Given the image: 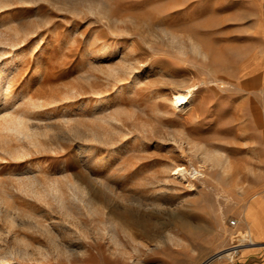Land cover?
<instances>
[{"label": "rangeland", "instance_id": "rangeland-1", "mask_svg": "<svg viewBox=\"0 0 264 264\" xmlns=\"http://www.w3.org/2000/svg\"><path fill=\"white\" fill-rule=\"evenodd\" d=\"M257 23L253 0H0V118L33 128L0 137V264H203L257 241Z\"/></svg>", "mask_w": 264, "mask_h": 264}, {"label": "bare ground", "instance_id": "bare-ground-1", "mask_svg": "<svg viewBox=\"0 0 264 264\" xmlns=\"http://www.w3.org/2000/svg\"><path fill=\"white\" fill-rule=\"evenodd\" d=\"M100 52H105V51H100ZM2 72H3V68H1L0 70V80L3 78ZM3 88H0V99L2 98L4 94ZM193 94H194V91L192 87L182 88V89L179 88V89L173 90L171 92L170 99H171V104L174 107V109L179 110V111H184V109L187 107V104L191 101ZM101 98H102L101 96L97 98V101L95 103L96 105L102 102L103 99ZM31 125L32 123L30 122V118L26 113L20 112V113L9 114V115L4 114L0 118V137H4L5 135H9V134H15L18 136L20 135L31 136L33 134L32 133L33 128ZM97 135L99 137V132ZM208 155L218 160L219 163H221V165L223 166L225 171H228L231 168V161L228 155L224 154L223 152H220V151L208 152ZM171 168L175 169V171L179 173H183L185 171V167H180L179 165H174ZM9 214L11 215V213ZM239 239H240V242L236 243V245L234 244L235 246L232 245V246L222 248L223 250L217 251L215 254L207 258L203 262V264H209L215 259L221 258L224 256H232L233 253L236 251L237 245L243 244L246 240H249L248 243L250 244L256 243V240L253 238V235L250 229L247 230L246 232L241 233V237Z\"/></svg>", "mask_w": 264, "mask_h": 264}, {"label": "crops", "instance_id": "crops-1", "mask_svg": "<svg viewBox=\"0 0 264 264\" xmlns=\"http://www.w3.org/2000/svg\"><path fill=\"white\" fill-rule=\"evenodd\" d=\"M255 13L259 15L260 23L255 26L257 31H264V0H253ZM253 199L254 210L260 213L259 219L253 222L246 218L247 208ZM248 202L245 209V220L248 226H253L254 235L257 238L256 244L247 246L237 264H264V191H256ZM218 264V263H216ZM233 264V263H229Z\"/></svg>", "mask_w": 264, "mask_h": 264}, {"label": "built area", "instance_id": "built-area-1", "mask_svg": "<svg viewBox=\"0 0 264 264\" xmlns=\"http://www.w3.org/2000/svg\"><path fill=\"white\" fill-rule=\"evenodd\" d=\"M232 223H236V220L233 219V220H232ZM235 244H236V243H235ZM238 246H239V245H237V247H236V251L233 253V255H232V256H228V257H230V260H231V261H234V255H235L236 252L239 251Z\"/></svg>", "mask_w": 264, "mask_h": 264}]
</instances>
